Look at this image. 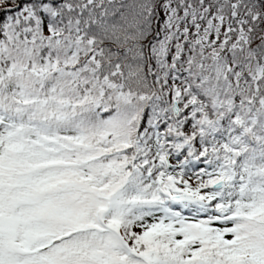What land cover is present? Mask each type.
<instances>
[{
    "label": "snow or ice",
    "instance_id": "snow-or-ice-1",
    "mask_svg": "<svg viewBox=\"0 0 264 264\" xmlns=\"http://www.w3.org/2000/svg\"><path fill=\"white\" fill-rule=\"evenodd\" d=\"M0 264H264V0H0Z\"/></svg>",
    "mask_w": 264,
    "mask_h": 264
}]
</instances>
